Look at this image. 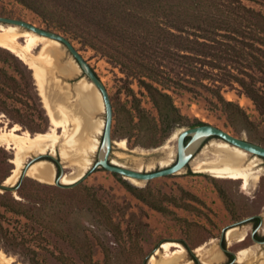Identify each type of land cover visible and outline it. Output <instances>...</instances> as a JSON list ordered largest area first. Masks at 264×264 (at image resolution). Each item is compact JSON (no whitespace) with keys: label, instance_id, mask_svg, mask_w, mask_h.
Masks as SVG:
<instances>
[{"label":"rangeland","instance_id":"obj_1","mask_svg":"<svg viewBox=\"0 0 264 264\" xmlns=\"http://www.w3.org/2000/svg\"><path fill=\"white\" fill-rule=\"evenodd\" d=\"M227 4H241L264 16V0H226ZM0 16L23 20L48 30L38 15L15 0H0ZM50 30L71 41L110 96L112 140L116 144L110 156L113 164L143 172L169 166L176 159L175 131L192 127L197 121L264 146V114L258 111L240 86L223 84L229 79V72L240 74L242 66L239 63L229 62L227 67L225 63L224 69L217 72V81H203L204 85L198 81H187L183 84L189 89L169 92L183 119L168 135H163L147 93L135 78L128 75L127 67L135 68V57L145 58L139 48L142 40L128 43L119 35L93 31L101 48V51H96L82 46L68 34L54 28ZM219 39L230 46V51L234 49L236 52L244 48L238 40L250 41L243 35L230 32ZM38 52L39 48H36L34 53ZM48 53L53 65L48 74L51 100L55 103L68 100L71 107L77 106V85L84 78L78 65L61 45ZM16 65L20 71H16ZM0 69L16 80V84L0 80V129L18 124L31 134L47 132L50 129L49 118L41 103L32 70L2 47ZM248 72L255 75L256 88L264 94V75L257 70ZM214 85L224 99L243 110L246 120L235 118L230 123L224 111L215 106L216 98L208 89L216 88ZM134 98L140 101L146 118H153L157 125L153 126L149 121L148 124L144 122L141 128L135 126L137 119L133 118L131 109ZM89 120L95 127L89 131V137H85L88 145L84 156H87L88 164L84 174L96 160L102 136L104 112L101 98L96 99ZM121 140H125L126 149L118 147ZM211 141L222 140H207L179 173L148 182L139 181L136 185L101 168H96L74 186L55 181L44 183L24 175L18 184L15 183L17 180L9 184L15 183L14 189L0 194V251L12 257L15 264H149L150 256L157 250V259L165 254L161 249L162 243L176 242L186 251L182 260L184 264H207L206 260L216 253L222 258L213 264H264V244L252 240L253 222L236 225L244 218L259 215L262 223L256 228L254 238L264 239V160L246 152L239 154L241 161L236 168L260 171L258 180L250 179L246 187L241 180L197 171L195 167L201 161L217 162L223 155V151L208 146ZM34 156L37 155L31 154L23 165ZM53 156L62 162L58 153ZM13 157L12 150L0 145V183L14 169ZM80 158L76 160L80 161ZM71 169L73 167L64 172ZM123 182L138 188L147 187L151 191L150 198L173 214H162L137 200L124 188ZM191 196L199 201L190 200ZM230 227L239 230L230 239L223 238L220 246L222 230ZM242 234H246V240L238 243ZM199 246H205L203 252H194ZM222 248L235 254L236 261L231 262L233 259ZM246 248L249 250L247 257L238 260L237 253Z\"/></svg>","mask_w":264,"mask_h":264},{"label":"trees","instance_id":"obj_2","mask_svg":"<svg viewBox=\"0 0 264 264\" xmlns=\"http://www.w3.org/2000/svg\"><path fill=\"white\" fill-rule=\"evenodd\" d=\"M15 1L38 15L48 30L54 28L68 34L82 46L96 51H101V48L93 31L119 35L128 43L142 40L139 48L145 58L135 57L134 70L126 67L130 71L128 75L135 78L147 93L163 135H168L183 119L169 92L179 88L189 89L183 84L187 81H198L201 85H204L203 81H217L218 70L224 69L225 63L227 67L229 62L239 63L242 70L238 75L229 72V79L222 83L240 86L258 111L264 114V94L256 88L255 75L248 72L257 70L264 75V16L241 4L226 6V0ZM227 32L243 35L250 41L238 40L244 48L238 52L234 49L230 51V46L219 39ZM16 68L20 71L17 65ZM1 79L16 84L15 78L7 76L2 69ZM208 89L216 98L215 106L224 111L230 123L235 118L246 120L243 110L224 99L218 87ZM131 109L133 118L137 119L135 126L141 128L144 122L157 125L153 118H146V111L136 98ZM202 124L197 121L193 126ZM122 184L134 198L153 210L173 214L150 198L151 191L147 187L138 188L126 182ZM190 200L199 201L194 196ZM177 207L187 209L182 205ZM251 222L257 224L259 219L254 218Z\"/></svg>","mask_w":264,"mask_h":264},{"label":"bare ground","instance_id":"obj_3","mask_svg":"<svg viewBox=\"0 0 264 264\" xmlns=\"http://www.w3.org/2000/svg\"><path fill=\"white\" fill-rule=\"evenodd\" d=\"M20 40L23 41L20 42ZM59 46L60 44L57 41L40 36L32 31L20 29L15 25L0 23V47L14 54L32 70L41 103L50 123V129L47 132L35 134L23 130L18 124H14L10 128L0 129V145L14 152V157L11 159L14 169L5 179V184L9 185L17 180L24 162L31 154L37 156L50 154L53 156L54 153H58L62 160L61 164L64 165V170L73 167L70 172H64L59 179V183L62 185H72L84 176L88 164L87 156H84L85 146L88 145V139L86 138L89 137V131L95 127L89 117L94 112L96 99L101 98V96L91 82L82 78L77 85V106L71 107L68 100L64 103H55L51 100L52 98L48 94V74L51 73V66L53 65L48 52L55 51ZM36 48H39L38 54L34 53ZM180 132L181 129H177L174 137L178 136ZM117 145L121 149L127 148L125 140H121ZM208 146L218 148L223 151V155L217 162L213 160L201 161L195 167L197 171L219 178L241 180L243 187L249 184L250 179L258 180L260 171L251 168H236L241 161L239 154L245 152L244 150L223 140L211 141ZM79 156H81V160L77 161L76 158H79ZM55 174L54 166L44 159L33 163L26 169V176L49 184L55 181ZM126 180L134 185L139 183V180L133 178H126ZM238 230L236 227L229 228L225 234L226 239H230ZM245 240L246 234H242L237 242L242 243ZM172 248H175V250H172ZM204 248L205 246H199L194 252L202 253ZM161 249L165 251V254L157 259L156 256L159 254L157 250L150 256L149 264H184L182 260L186 251L179 243L164 242ZM248 252V248L241 249L237 253V259L243 260L247 257ZM221 258V254L216 253L206 260V263L213 264ZM0 264L15 263H13L12 257L0 251Z\"/></svg>","mask_w":264,"mask_h":264},{"label":"water","instance_id":"obj_4","mask_svg":"<svg viewBox=\"0 0 264 264\" xmlns=\"http://www.w3.org/2000/svg\"><path fill=\"white\" fill-rule=\"evenodd\" d=\"M0 23L15 25L18 26L20 29L32 31L40 36H44L49 39L57 41L68 52V54L73 59V61L78 65L83 77L94 85V87L98 90L101 96V100L103 104V112H104V126L102 130V136L98 146V150L96 152V160L93 163V166L89 169L87 173L84 174V176H82L80 180L68 186H74L78 184L83 179H85L90 172H93L96 168H101L112 174H117L121 176L123 179L133 178L143 182H148L155 178L175 175L180 171H182L183 169H185V167L189 164V162L198 152L200 147L209 139L223 140L234 147L244 150L245 152H247L248 154L254 157L264 160V146L248 141L247 139L233 136L230 133L223 131L215 126L209 124H202L187 128H181V132L178 134L176 139V159L169 166H166L164 168L159 167V169L155 171L143 172V171H136L134 169L124 168L122 166L113 164L112 161L110 160V156L112 154V149L114 148L115 143L112 140L113 108H112L110 96L104 84L101 82V80L92 70V68L89 66L87 61L82 57L80 52L74 47V45L67 37L57 32L39 28L23 20L8 18V17L0 16ZM43 159L47 161L50 160L49 162L54 166L56 171L55 183H59V179L64 174V166L61 164L60 161L57 160L56 157L51 156L50 154L34 156L33 158H31L28 161V163L24 166L21 175L19 176V178L15 183L18 184L20 182V179L24 175H26V169L30 165ZM13 185H8L5 184L4 182L0 183V194H3L7 191H11L12 189H14L15 186ZM254 218L259 219V226H260L262 223V218L259 215H254L244 218L238 221L236 225L244 224L246 222L251 221ZM228 229L224 228L221 232L220 246ZM255 232L256 230H254L251 234L252 240L258 244H264V240L259 241L256 238H254ZM222 250H224V252L226 253H230L228 250H225L223 248ZM231 255L233 256L232 262L236 261V255L233 253H231Z\"/></svg>","mask_w":264,"mask_h":264},{"label":"flooded vegetation","instance_id":"obj_5","mask_svg":"<svg viewBox=\"0 0 264 264\" xmlns=\"http://www.w3.org/2000/svg\"><path fill=\"white\" fill-rule=\"evenodd\" d=\"M252 225L255 227V229L254 230H256V228L259 226V223H257V224H255L254 222L252 223ZM253 230V231H254ZM256 233V232H255ZM257 240H259V241H262L261 239H257ZM264 240V239H263ZM228 256H231V257H233L232 255H231V253H226ZM231 262H232V260H231Z\"/></svg>","mask_w":264,"mask_h":264}]
</instances>
